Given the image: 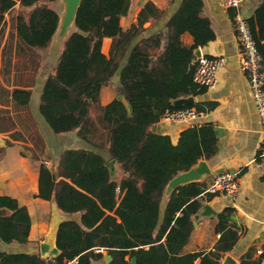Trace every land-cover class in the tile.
Instances as JSON below:
<instances>
[{"label":"trees","instance_id":"trees-1","mask_svg":"<svg viewBox=\"0 0 264 264\" xmlns=\"http://www.w3.org/2000/svg\"><path fill=\"white\" fill-rule=\"evenodd\" d=\"M52 1L0 0V46L11 16L12 33L2 49L8 66L12 56L28 55L32 60V52L50 47L60 24L58 13L48 6ZM131 9L132 0H81L74 31L40 90L37 113L32 102L40 63L28 61L35 72L26 86L20 81L25 68L14 67L13 80L20 86L15 84L4 97L18 115L13 119L0 113V134L5 135L0 160L7 147L23 144V157L42 162L38 197L55 200L62 212L80 217L61 225L57 258L0 252V264H57L76 258L77 264H91L100 258L92 251L95 247L106 249L113 258L111 264H131L133 258L136 264H195L202 256L185 248L204 206L207 184L179 187L165 205L164 192L178 174L215 156L214 126L195 125L176 143L153 133L151 127L160 123L166 111L178 109L175 100L206 89L193 81L195 52L217 35L203 14V0L182 1L167 23L165 47L160 35L146 36L144 26L163 20L166 11L148 2L137 22L125 29L122 21ZM249 24L264 55V1ZM185 34L191 35L192 45L183 42ZM105 39L112 43L108 56L102 51ZM114 78L124 90V100L118 97L103 105L102 90ZM183 108L208 112L201 105ZM6 121H12L11 127L3 126ZM42 127L64 148L54 157L58 161L55 171L45 165L50 160L45 149L51 137ZM73 132L75 143L67 137ZM60 139L66 142L64 146ZM112 160L122 170L120 181L113 180L107 167ZM0 209L11 213L0 218V239L6 244H26L31 226L27 209L8 196H0ZM234 212L227 208L218 214L217 252L200 264H221L237 246L241 233L231 220ZM238 264H264V254L254 259L252 252L247 253Z\"/></svg>","mask_w":264,"mask_h":264},{"label":"crops","instance_id":"crops-1","mask_svg":"<svg viewBox=\"0 0 264 264\" xmlns=\"http://www.w3.org/2000/svg\"><path fill=\"white\" fill-rule=\"evenodd\" d=\"M183 0H132V9L129 16L122 21L125 29L137 22V17L142 8L148 2H153L157 7L166 11V16L160 22L148 23L144 28L148 29L146 36L158 34L161 36L163 47L167 44V23L179 9ZM203 14L209 18L216 40L207 46L200 48V53L209 58L222 57L225 66L218 74L216 87L204 89L203 92L193 97L194 105H201L208 109L205 119L197 121L196 125L212 123L218 140V151L209 160H204L211 170V177L222 172L237 174L240 184V192L236 201H231L224 196L205 195L204 206L195 219V229L189 244L187 253L200 254L195 264H200L204 258H212L216 254V245L220 234L216 232V218L218 214L227 208L235 210L231 220L241 233L240 240L234 250L227 254L236 261L247 253L252 252L254 259L264 254V176L258 168L256 161L264 150V135L260 120L256 113V107L250 92L248 77L241 70L242 55L238 44L236 31L233 25V9L226 6L228 0H203ZM264 0H244L242 10L248 19L254 17L257 8ZM186 45H192L190 34L183 36ZM111 40H104L103 53L109 55ZM58 60V59H57ZM57 61L55 63V66ZM42 81L36 85L34 92V113L38 111L40 90L47 76L42 74ZM123 98L124 90L120 86L119 79L114 78L109 86L102 90L101 101L108 105L116 98ZM156 126V134L169 136L176 143L181 134L191 126L180 123L160 121ZM43 128V127H42ZM44 134L49 135L55 141L51 132L44 129ZM75 143L76 132L67 135ZM0 139L5 143L4 137ZM23 144L7 147L4 157L0 160V196H8L16 199L21 207H25L31 219V226L26 244H6L0 239V252L10 255H39L42 259L40 244L50 232L55 218L62 220L78 221L80 215H67L62 212L55 200L46 201L38 197L40 169L42 162L33 161L30 157H23ZM49 146V142L47 143ZM47 154L51 152L47 149ZM50 152V153H49ZM56 159V158H55ZM52 158L45 165L55 171L58 161ZM202 183L208 184L210 178ZM170 196L164 192V205ZM205 207L210 209L208 216H203ZM6 210V209H5ZM7 213L3 217L10 216ZM93 251V250H92ZM100 258L92 259L91 264H111L113 258L107 251L96 253ZM109 256L106 260L105 257Z\"/></svg>","mask_w":264,"mask_h":264},{"label":"built area","instance_id":"built-area-1","mask_svg":"<svg viewBox=\"0 0 264 264\" xmlns=\"http://www.w3.org/2000/svg\"><path fill=\"white\" fill-rule=\"evenodd\" d=\"M244 0H228L226 6L233 9V25L236 31L238 44L241 50V70L248 77L250 92L256 107V113L260 120L261 131L264 135V55L258 48V43L253 35L249 19L242 10ZM225 66L222 57L209 58L201 55L197 59L196 69L193 75L194 83L202 88L211 89L218 83L217 74ZM206 113L192 108H181L166 111L161 121L186 124L191 127L197 121L205 119ZM258 168L264 176V150L256 161ZM240 192V184L236 173L222 172L213 175L205 190V195L224 196L231 201H236ZM96 253H103L106 249L95 247ZM78 259L64 261L57 264H77Z\"/></svg>","mask_w":264,"mask_h":264},{"label":"rangeland","instance_id":"rangeland-1","mask_svg":"<svg viewBox=\"0 0 264 264\" xmlns=\"http://www.w3.org/2000/svg\"><path fill=\"white\" fill-rule=\"evenodd\" d=\"M68 4H69V0H54L48 4V6L52 9H54L60 17L59 29H58L50 47L46 50L32 52V54L29 55L31 58H33L32 60H29L28 55L27 56H25V55L12 56L10 58V63H11L10 66H8V64H6V58L3 56L5 54H3V52H2L5 41L7 40L9 34L12 33V26L10 25L11 16L7 19L8 24L5 28L3 39H1V46H0L1 47L0 48V113H1V115H3V117L6 118V116H12L13 119H15V118H17V115H18V113H15L14 107L11 105L10 101H8L4 97L5 92L11 91L13 86L15 84H18V82L16 83L15 80H13L14 67L15 66H18L20 69H22L23 67L25 68V70L21 74V80L20 81L23 83L22 86L28 85L30 80L34 78L33 73L35 71L28 61L35 63V65L38 62L40 63V67L38 70L39 76L37 79L38 83L36 82L37 85L40 84L42 81V79H41L42 74H45L47 76L54 69L55 63H56V61H57V59H58V57H59V55L63 49L65 41L70 36V34L74 31V27H72V25H71V27L68 29L66 34H62V27H63L64 21L66 19V15H67V11H68ZM17 13H18V10H17ZM110 50H111V48H110ZM18 86H20V85L18 84ZM36 88H37V86H36ZM35 98L36 97H34V99ZM4 112L6 114H4ZM14 121L15 120H13V122ZM11 123H12V121L3 122V126L6 128L11 127ZM10 131H13V129ZM2 135H3V137L5 136L4 134H2ZM48 142H49V146H47V144H46L45 154H47V151H48L47 149H49V151L51 152V153L49 152L51 154L49 156L50 160H51L56 155H58L60 152H62L64 150V148H60L57 146L58 141L56 142V141L50 139V141H48ZM65 143L66 142L63 141L62 139L59 140L60 145L64 146ZM27 146L29 148L32 147L31 139H29ZM27 153L30 154L29 152H27ZM111 175H112V178L114 181H120L123 177L122 170L117 165V162H116V170L114 172H111Z\"/></svg>","mask_w":264,"mask_h":264},{"label":"water","instance_id":"water-1","mask_svg":"<svg viewBox=\"0 0 264 264\" xmlns=\"http://www.w3.org/2000/svg\"><path fill=\"white\" fill-rule=\"evenodd\" d=\"M81 0H69L68 4V11L66 15V19L64 21L63 27H62V34H66L68 29L74 26L76 14L78 11V8L80 6ZM200 49L196 50L195 57L196 59H199L202 55L199 51ZM194 99L193 97L188 98H181L178 100H175L173 105L181 109L183 107L193 105ZM151 131L153 133L156 132V126L153 125L151 127ZM5 147V143L0 139V148ZM107 167L110 169V172H114L116 170V161L112 160L107 164ZM211 177V170L209 169L208 165L204 160L199 161V163L191 168L187 172H183L178 174L174 179H172L169 184L167 185L165 189V195L170 196L176 189L179 187L191 184V183H202L203 180ZM7 211L5 209H0V218L3 217ZM210 214V209L208 207H205L203 216H208ZM68 220H62L59 218H55L52 222V226L50 229L49 234L45 238V240L40 244V253L42 257H50V258H57L61 252L57 248V235L60 230L61 225ZM106 260L109 259V256L105 257ZM131 264H136V258H133L131 260ZM221 264H236V261L232 259L230 256H225L224 260Z\"/></svg>","mask_w":264,"mask_h":264}]
</instances>
